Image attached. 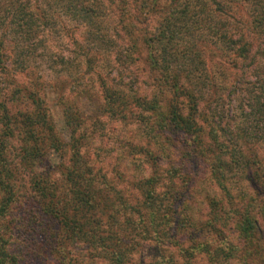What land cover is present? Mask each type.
<instances>
[{"label":"trees","instance_id":"trees-1","mask_svg":"<svg viewBox=\"0 0 264 264\" xmlns=\"http://www.w3.org/2000/svg\"><path fill=\"white\" fill-rule=\"evenodd\" d=\"M50 6L85 28L80 40L74 26L64 38L87 70L113 36L118 42L112 77H97V112L137 136L123 152L139 161L141 175L123 189L120 173L131 169L111 168L109 177L101 170L109 155L81 152L87 126L63 99L62 82L51 88L64 103L65 139L39 97L46 79L32 68L35 29L59 20L45 13ZM0 7V264H21L11 249L16 240L44 264H79L70 255L76 248L85 262L133 264L145 246L165 252L160 258L171 264H264L257 154L264 146V0H0ZM108 15L112 41L108 28L95 26ZM96 28L97 37L89 31ZM88 38L97 51L82 46ZM223 100L240 115L233 132L221 126ZM200 165L218 193L205 200L202 219L190 211ZM228 177H236L234 193Z\"/></svg>","mask_w":264,"mask_h":264},{"label":"rangeland","instance_id":"rangeland-1","mask_svg":"<svg viewBox=\"0 0 264 264\" xmlns=\"http://www.w3.org/2000/svg\"><path fill=\"white\" fill-rule=\"evenodd\" d=\"M44 2L49 3V1ZM104 8L106 7H103V9ZM103 12L106 13V10H103ZM45 13H52L53 15H56L59 20L57 22H54L55 24L53 25L47 24L46 30L41 26H37V29H35L37 32L38 44L36 45L33 55V63L36 62V65L35 68H32L33 72L36 73L38 77L45 76L46 79L43 83L42 91L39 93V97L44 98V104L47 107L48 113L58 135L61 138L65 139L68 135V130L64 124V120L62 119L61 105H63L64 103L60 104V102H58V97L53 94V89L51 88L54 83L62 82L63 89L61 91L63 99L67 100V102L72 105V108L75 111L74 113H77V116L74 118H77V121L81 120V122H84L85 126H87V130L84 131L85 138L82 140L83 145L81 147V152L88 156H92L95 153V155L97 154L98 156L97 159H105L106 155H109V159L103 160V163H105V165H103L101 168L102 171H106L109 177L112 176L111 168L122 169V166H124L123 168L131 169V171H127L124 173L122 171V173H120L123 174V176H121V178L117 181L120 183L116 184V186L117 189H123L129 182L132 181L131 175H141L140 173L142 171V165L139 163V161L125 158L123 152V144L126 141H129V137H136L137 139V136L134 135V131L132 128L115 126V123H109L105 120L104 116L101 117V113L97 112V105L101 104V93L97 82V77H112L114 73L113 70H110V62L112 57L111 53L112 51H114V47L116 45L115 43H118L117 40H115V37L113 36V32L111 30L113 29L112 27L115 21H113L108 15L102 23L98 22V24L95 25L100 26V29H109L108 31L110 41H112L111 37L113 36L114 46L108 45V48L106 50L99 51V53L96 52L98 55L95 58V70L90 71L84 68L81 60L82 57L77 54H68V51H71V48L68 45L67 39L64 37L71 35V27L74 26L73 21L69 19L68 15L63 12L62 7L50 6L47 10H45ZM61 24L65 27L63 31L61 30ZM73 28L75 29L73 32V37H75L77 40H80V38L82 37V32L85 28H82L79 25L74 26ZM89 31L91 33H95V37L100 35V31L97 28L96 30L90 29ZM89 39L90 38L81 43L82 46L88 48L89 51H97L100 47L96 42ZM47 47L52 48V59L48 55L49 52L48 50H46ZM64 55H68V58L64 57ZM39 56H42L40 57V63L38 62ZM208 65L211 71L215 70L213 57H211ZM142 78H144V76L139 75L140 81L142 80ZM115 82L117 86H122V84L118 80ZM143 87L145 88L144 84L140 85L141 89ZM219 104L220 105H218L217 107H220L224 116L223 120L221 121L222 129L225 130V132H233L235 127L234 125L235 123H238V117L240 115L234 112V110L230 107V105L233 104L232 101H230V104H228L226 100H223ZM94 118L98 119L99 123L103 122L105 124L103 126H101L100 124L96 126V124L93 122ZM92 122L94 123L93 125ZM88 126L90 131H88ZM82 128L83 127H81V130ZM77 132L80 133V129H77ZM227 138L228 137H225V139ZM136 139L134 140V142L136 141ZM138 140H142V137H138ZM259 145L260 149L258 150L257 154H261L264 171V146L262 145V143ZM228 147L230 148L231 145H229ZM245 150L251 151L252 147H244L243 151L245 152ZM113 157H118V160H115L118 163L114 162ZM135 157L137 156L135 155ZM136 159L137 158H135V160ZM55 161H57V158ZM108 162L112 164L109 168L106 169L105 166ZM54 175L56 176V174ZM227 179H229L228 185L230 186L229 188L231 189V191H233V193L236 192L238 187V184H236V177L233 179H231V177H228ZM125 189L128 190V187ZM191 191L192 197L190 199V211L196 218L202 219L207 212L205 200L209 199V197L217 198L218 195L212 182L207 178V173H205L202 165H200L197 170L195 181L193 182ZM38 238V236L37 238H34V245L35 243H39ZM22 247V244H18L17 240L12 242L11 249L18 256L21 264H44V261H42L43 258L41 256H35L34 250H30L29 254ZM152 248V246H145L141 248V250H139V253L132 258L133 264H171L163 262V258H160V255H166L165 252H162V250L159 249L156 250ZM70 255L75 258L77 260V263L79 262V264H105L104 262L92 260L91 262H85L83 260V251L79 248L72 250ZM164 260L166 259L164 258ZM193 264L205 263L203 262V260H201V258H197L195 263ZM232 264L238 263L234 261V263Z\"/></svg>","mask_w":264,"mask_h":264}]
</instances>
